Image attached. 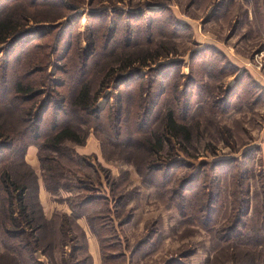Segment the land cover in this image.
<instances>
[{
    "label": "rangeland",
    "instance_id": "obj_1",
    "mask_svg": "<svg viewBox=\"0 0 264 264\" xmlns=\"http://www.w3.org/2000/svg\"><path fill=\"white\" fill-rule=\"evenodd\" d=\"M31 5L37 18L23 20L10 50L0 49V147L19 141L0 150V178L6 171L29 180L32 171L53 187L89 178L90 194L106 198L98 208L108 264H264V0H0V15ZM38 66L46 74L33 90L40 106L51 101L48 120L76 93L72 74L89 80L103 112L97 124L71 116L83 144L66 140L62 154L35 146L28 163L29 139L8 91L14 76ZM169 110L188 127L189 141L166 133ZM40 156L86 157L93 167L70 165L62 174L43 169ZM25 195L34 209L36 185ZM4 206L0 188V264H21L14 244L32 237L4 234ZM40 240L38 263L63 264L58 245L50 257Z\"/></svg>",
    "mask_w": 264,
    "mask_h": 264
},
{
    "label": "trees",
    "instance_id": "obj_2",
    "mask_svg": "<svg viewBox=\"0 0 264 264\" xmlns=\"http://www.w3.org/2000/svg\"><path fill=\"white\" fill-rule=\"evenodd\" d=\"M6 2L12 4L18 3L19 0H6ZM30 7L31 8L23 14L15 15L13 13H2L0 15V46L3 45L0 48L1 52L3 51V47L4 49L10 48L12 44V42H9L10 39L17 38L21 35L20 30L22 28V25H24L22 23L23 20L27 19L29 21L37 18L38 11L36 13L33 5H31ZM117 26L118 23L116 21L115 26L110 27L105 42V48L109 47L113 43L112 41L115 39V34L118 31ZM54 28L55 26H51V29ZM8 43H10V45L7 47ZM14 47H17V45L15 46V44H13L11 49H13ZM102 53H109V50H107L105 53L104 51H100L97 53V55L103 57ZM156 57L158 56H153V58ZM134 62L140 63L141 65H147V62L144 63L140 59H137ZM111 65L112 64L110 63L105 68L108 69ZM83 66L84 68L79 72L82 76H85L88 73L86 69V67H88L87 63ZM14 70L18 71L17 69ZM44 72L45 68H43V66L25 70V72L21 75L19 74L17 77H13L14 79L12 81L14 82L11 83L10 86L12 87V89H9L8 91V97H13L9 99V102H15L16 108L19 104V107L17 109L20 112L18 116V118L20 119L19 132L22 134L24 133V135H26V137L29 139L28 141L26 140V142H24L22 146L24 157L28 147L32 145L37 146L39 149H52L58 154H62L65 151V149L63 148V143L66 140H71L75 143L83 144L85 141L82 140L86 139L79 136L78 132L75 129V126H73V119H75V117L71 118V116L78 112L81 115L87 117L88 122L93 121L95 124H97V120L101 118V113L103 112V109L94 107V93L89 80L86 81L85 78H81V80L78 81V76L76 74H72L70 78V81H72L71 88L73 90H77L76 93L72 95L71 99H69L67 102L64 101V104H61L60 107H57L55 105L54 111L51 115L52 119L48 120L49 118H47V113L48 109L51 107L49 106L51 104V101L49 102L47 100L45 104L40 106L37 102V97L41 94H39V90H33V87L37 84L38 81L35 77H38V75L44 76V74H46ZM76 73L78 74V72ZM79 83H81L80 87ZM60 86L65 87V82L60 84ZM12 91L14 92L13 95L11 94ZM136 112V116H138V111ZM62 115H66L67 118L69 117L70 119L68 118L61 122V120L63 119ZM164 118L166 122L165 129L168 135H172L173 137L177 138L181 137L184 134L185 139L189 141L190 133L188 132V127L177 119V116L173 110H169L165 114ZM47 121L48 128H45ZM50 121L53 122L52 128L49 127ZM133 127L134 129H138L134 125ZM109 130L111 129L109 128ZM13 132V130L7 131L9 135ZM48 134L51 139H49ZM51 136H53V138ZM17 140V137L14 136V140L8 144H6V142V146L0 147V150L3 148L12 150L13 147H15L17 143H19V141ZM40 160L43 169H45L44 167L46 165L54 172L56 171L62 174L70 172V170L67 168L71 167L70 165L81 167V169H89L90 167H93L89 164L86 157L80 159H64L63 157H59L57 159H54L51 157L40 156ZM23 164L27 166L25 160ZM159 172L160 169L158 170V173ZM47 177V175H44V181L47 189L50 191L59 188H65L68 190L73 189L80 193L78 195V199L71 202V206L75 210L74 215H72L71 217H64L62 220L63 224L61 225V228L58 230L55 229L52 232V235L51 232L48 234L44 230V219L40 210L41 206L39 205V200L36 202L35 206H33L34 209L30 206L28 207L26 203L27 194L25 195V193H27L34 184L38 188V180L36 174L30 171V173L28 174L29 180H24L21 177V180L17 181L14 179L15 177L10 178L8 172L4 171L1 174L0 178V188L5 195V206L3 209L2 223V228L5 225L4 234H8L7 236H10V233L18 232L15 234V239H17L18 237H22V235L24 234L28 235L27 230L29 231L32 238H22L18 242V244H14L16 250L18 251L17 255L21 264H39L37 258H35L34 255L35 251L37 250L36 245L41 241L40 239L42 238H44V241L46 242L44 250L50 252V257H54V244L58 245L57 248L61 249L62 254H64L65 245L69 243L71 245V249L67 253L66 257L65 255H63V264H89L90 259L88 257V254H86L85 252V238L82 231L75 230L73 232V235H71L69 231H72L73 228H77L73 221L74 218L80 217L86 212L90 227L92 231L98 236L101 244V241L103 239V236H101L103 233L102 229L106 230V224H104L103 222V211L102 209L98 208V205L103 204L106 198L90 194L93 188L91 186V183L89 182V178H76V181L64 180L62 181V184L60 183V181H58L55 187H53L49 184V180L47 181ZM121 201L122 198L119 197L117 199V202L120 204ZM90 209H94V213H92L91 215H89ZM11 226L15 228L13 229L11 228ZM68 228H70V230ZM44 231L48 236L46 238L43 235ZM77 241L80 242V244L77 243ZM52 249L53 251H51ZM76 256L78 257L77 263L74 262L76 260ZM111 260V257H106V259L103 258V264H108V262Z\"/></svg>",
    "mask_w": 264,
    "mask_h": 264
},
{
    "label": "crops",
    "instance_id": "obj_3",
    "mask_svg": "<svg viewBox=\"0 0 264 264\" xmlns=\"http://www.w3.org/2000/svg\"><path fill=\"white\" fill-rule=\"evenodd\" d=\"M33 147L35 146L34 145L29 146L25 154L26 162L28 163L29 161L27 159L28 157L27 155L29 154V152L31 153L34 152ZM79 194L80 193L78 191H75L73 189L68 190L65 188H59L50 191L47 189L46 185L44 186L38 182V200H39V205L41 206L40 210L44 219V228H45L44 230L48 234L51 232L52 235V232L55 229L58 230L61 228V225L63 224L62 220L64 217H71L72 215H74L75 210L74 208H72L71 202L77 200ZM93 211L94 209L92 210L90 209L89 215L94 213ZM73 221L78 229L73 228L71 231L70 228H68L70 230L69 232L71 235H73V232L75 230L82 231L83 236L85 238V252L86 254H88V257L90 259L89 264H103V255H102L100 240L90 227L87 213L85 212V214H83L82 216L75 217ZM45 231L43 235L46 238L48 236L46 235ZM70 249H71V245L69 243L66 244L65 245L66 253L63 254L65 255V257L67 253L70 251ZM75 259L76 260L74 262L77 263L78 257L76 256Z\"/></svg>",
    "mask_w": 264,
    "mask_h": 264
}]
</instances>
